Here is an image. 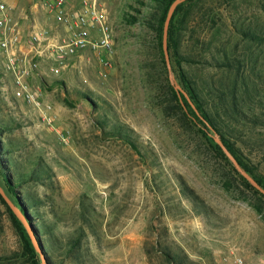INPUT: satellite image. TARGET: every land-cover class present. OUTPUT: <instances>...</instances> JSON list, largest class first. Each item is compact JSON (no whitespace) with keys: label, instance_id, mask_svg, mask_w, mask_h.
<instances>
[{"label":"rangeland","instance_id":"374dc122","mask_svg":"<svg viewBox=\"0 0 264 264\" xmlns=\"http://www.w3.org/2000/svg\"><path fill=\"white\" fill-rule=\"evenodd\" d=\"M2 1L20 12L29 10L32 0ZM139 1L105 2L115 44L106 78L98 75L96 59L85 52L59 76L31 79L52 107L51 126L21 100L4 98L0 85V120L16 126L4 135L17 149L12 153L16 165L27 171L30 161L40 159L52 173V184L28 183L20 190L42 200L39 216L53 226L63 248L84 230L77 260L64 258L62 249L58 264H167L162 249L187 256L186 264H233L234 257L244 264H264V221L239 198L224 165L198 136L165 119L153 104L146 73L158 64L154 37L141 23L129 26L122 20L125 12L135 14ZM201 6L225 14L224 31L213 44L244 59L241 71L264 97V0H204ZM148 10L142 8L144 14ZM36 16L53 25L44 11ZM248 26L258 39L247 41L234 33L235 27ZM2 64L0 53V70ZM184 67L199 82L216 76L207 65ZM82 93L95 107L81 98ZM104 119L133 130L145 159L121 140L106 136L98 123ZM177 177L208 206L209 216L191 208ZM17 246L0 208V256Z\"/></svg>","mask_w":264,"mask_h":264},{"label":"trees","instance_id":"16d2710c","mask_svg":"<svg viewBox=\"0 0 264 264\" xmlns=\"http://www.w3.org/2000/svg\"><path fill=\"white\" fill-rule=\"evenodd\" d=\"M144 1L150 4L146 6ZM174 0H140L135 14L125 12L123 23L129 26L141 23L154 37L158 64L146 73V79L154 91L153 104L165 119L177 121L185 130L194 132L211 154L221 162L228 173L230 185L239 191V198L246 201L252 210L264 221V195L248 183L231 165L221 148L210 136L206 123L219 135L222 143L239 165L264 189V97L258 87L250 84L241 68L244 59L233 58V51L225 46L213 44L223 33L225 14L214 7L201 6L204 0H186L178 5L167 30V51L171 70L177 84L186 97L178 96L168 78V70L162 51V33L167 10ZM144 14L142 8H148ZM264 13V9H263ZM229 30L233 34V24ZM234 33L242 39H258L249 26L244 29L235 27ZM210 36L209 41L204 37ZM184 65H207L216 76L199 82ZM6 80L0 70V85ZM81 98L95 107L94 101L82 93ZM68 105L71 103L66 100ZM104 134L119 139L136 152L141 159L146 155L140 150L133 130L123 124L98 122ZM16 126L0 120V186L6 196L23 215L31 233L43 255L46 264H58V253L68 260H77V251L82 247L85 232L79 229L78 235L71 237L65 247L54 233L53 226L41 220L38 207L42 200L21 192L28 183L52 184V173L40 159L29 162L28 170L21 171L12 157L17 149L4 135ZM177 183L181 194L188 200L191 208L198 214H211L203 200L188 187L180 177ZM26 192V191H25ZM0 208L6 215L15 236L17 248L0 256V264H41L31 239L21 222L10 210L0 195ZM82 213V218H84ZM159 252L167 264H186L187 256L172 254L166 249Z\"/></svg>","mask_w":264,"mask_h":264},{"label":"built area","instance_id":"2783aa9c","mask_svg":"<svg viewBox=\"0 0 264 264\" xmlns=\"http://www.w3.org/2000/svg\"><path fill=\"white\" fill-rule=\"evenodd\" d=\"M106 1L116 0H32L29 10L17 12L14 6L0 0L4 98L21 100L37 110L43 124L51 126L52 107L31 83L34 76L57 77L89 52L96 59L98 75L106 78L115 55ZM38 10L44 11L53 25L41 23L36 16ZM232 263L244 264L240 257H234Z\"/></svg>","mask_w":264,"mask_h":264},{"label":"water","instance_id":"95a60500","mask_svg":"<svg viewBox=\"0 0 264 264\" xmlns=\"http://www.w3.org/2000/svg\"><path fill=\"white\" fill-rule=\"evenodd\" d=\"M185 1L186 0H174L171 3V5L169 6V8L167 10V13H166V17H165L164 25H163V33H162V51H163L165 63H166L167 70H168V78H169V81H170L171 85L176 90V92H177L179 97H180L181 94H183L186 97V94L182 91L180 86L177 84V82H176V80L174 78L173 72L171 70V66H170V62H169V56H168V51H167V30H168V26H169L170 20L172 18V15H173L175 9L177 8L178 5L182 4ZM206 127L210 130V136L212 137L214 142L221 148L222 152L227 157V159L229 160L231 165L234 167V169L243 178H245L250 185H252L255 189H257L261 194L264 195V189L261 188L256 183V181L239 165V163L236 161V159L231 155V153L224 146V144L222 143L221 138L219 137V135L207 123H206ZM0 195L3 198V200L6 202V204L10 208V210L13 212V214L16 216V218L21 222V224L25 228L26 232L28 233V235H29V237L31 239V242L33 244V247H34L35 251L37 252V254L39 255L41 264H46L45 259H44L43 255L41 254V251L38 248V245H37L32 233H31V230H30L29 226L27 225L23 215L16 208V206L13 204V202L6 196V194L4 193V191H3V189L1 187H0Z\"/></svg>","mask_w":264,"mask_h":264}]
</instances>
